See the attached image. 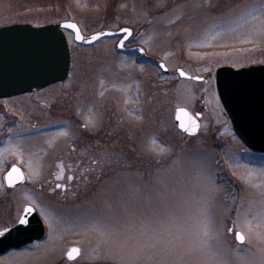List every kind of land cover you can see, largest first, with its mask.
<instances>
[{
	"label": "rangeland",
	"instance_id": "obj_1",
	"mask_svg": "<svg viewBox=\"0 0 264 264\" xmlns=\"http://www.w3.org/2000/svg\"><path fill=\"white\" fill-rule=\"evenodd\" d=\"M261 3L264 0H0V26L70 19L85 36L124 27L133 32L124 48L137 46L146 55L139 63L133 54L119 52L117 37L80 47L66 33L68 80L32 101L20 96L8 102V114L17 118L5 122L11 126L7 132L0 129V231L16 224L30 205L43 221L45 236L0 256V264H128L132 250L122 249L115 237L90 230V222L107 217L123 224L128 211L142 206L135 189L146 194L161 182L178 189L197 185L202 170L215 184L211 215L224 264H242L246 250L258 254L264 244L253 236L251 243L239 245L228 229L238 209L260 210L264 189L245 184L244 178L249 169L264 167V153L247 150L237 139L219 111L210 79H180L176 70L203 78L222 66L264 64L258 22L241 19L249 6ZM158 62L168 74L161 73ZM179 107L202 114L196 137L176 129ZM2 118L0 114V127ZM81 135L86 138L80 140ZM72 148L83 158L76 172L83 173L75 176L80 179L54 180L52 174L69 165ZM12 165L22 170L26 181L7 189L3 174ZM42 208L50 214L51 227ZM71 247L81 250L72 262L65 258ZM133 264L203 261L198 253L162 261L158 254L145 252Z\"/></svg>",
	"mask_w": 264,
	"mask_h": 264
},
{
	"label": "snow or ice",
	"instance_id": "obj_2",
	"mask_svg": "<svg viewBox=\"0 0 264 264\" xmlns=\"http://www.w3.org/2000/svg\"><path fill=\"white\" fill-rule=\"evenodd\" d=\"M244 18L257 21V31L264 35V3L249 6L241 16V19ZM63 27L72 29L76 40L88 44L100 41L104 36H117L119 37L117 47L123 48L124 41L132 36V33L125 28L120 33H100L86 40L75 24H65ZM159 67L164 68V65L161 64ZM180 75L183 76L184 73L181 72ZM101 85L103 86V80ZM100 95H103V92ZM184 115L187 113L185 112ZM181 128L185 132L195 134L198 125L193 122L191 131L183 124ZM63 134L66 135V133ZM254 177L260 182L252 183ZM24 179V174L16 166L11 167L4 177L9 188L23 183ZM244 183L256 189H264V167L258 171L249 169ZM0 187H3V184H0ZM214 190V181L206 170L200 172L197 185H183L181 189H178L168 182H161L159 188L149 190L146 194L137 188L135 192L141 196L142 206L128 211V219L123 224L114 223L110 218L105 217L96 218L88 227L102 235L115 237L119 240L122 249H131L133 256L128 264H133L134 260L145 252L158 254L162 261L169 256L182 259L186 254L198 253L203 264H224L219 236L214 231L211 215ZM260 196L262 197L259 202L260 210L254 212L251 206L243 211L238 209L232 227L228 229L229 234L234 233V239L239 245L251 243L253 236L264 244V191L260 192ZM32 212L31 207L23 209V214L18 216L19 224L27 225L29 223L27 215ZM41 212L45 214L46 219H49L51 227L50 214L43 208ZM4 234V231H0V236ZM80 254L81 250L73 247L68 251L67 258L72 261ZM241 260L242 264H264V248L258 249V254L246 250Z\"/></svg>",
	"mask_w": 264,
	"mask_h": 264
},
{
	"label": "water",
	"instance_id": "obj_3",
	"mask_svg": "<svg viewBox=\"0 0 264 264\" xmlns=\"http://www.w3.org/2000/svg\"><path fill=\"white\" fill-rule=\"evenodd\" d=\"M65 24L75 23L63 22L43 26L16 24L0 27V99L39 90L67 78L70 52L63 32L66 29L63 27ZM120 32L121 30L117 33ZM94 35L82 36L87 40ZM74 40L82 46L90 45L76 40L75 33ZM162 71L168 72L165 67ZM181 72L183 71L177 70L182 79L202 80L184 72L181 76ZM209 77L214 82L220 111L230 121L236 136L251 151L264 153V64L240 69L220 67ZM185 112L187 115H184ZM200 117L199 113L192 115L186 109L178 108L174 121L180 132L194 136L199 129ZM193 122L198 125L195 134L183 131L181 124L191 131ZM10 170L11 168L8 172ZM23 183H18L15 187ZM5 184L7 186L6 181ZM28 207L31 206L27 205L24 209ZM27 219V225L17 222L14 226L2 230L5 234L0 236V255L9 250L21 249L43 238L45 228L34 208L33 212L27 215Z\"/></svg>",
	"mask_w": 264,
	"mask_h": 264
},
{
	"label": "flooded vegetation",
	"instance_id": "obj_4",
	"mask_svg": "<svg viewBox=\"0 0 264 264\" xmlns=\"http://www.w3.org/2000/svg\"><path fill=\"white\" fill-rule=\"evenodd\" d=\"M137 46H130V47H128L126 50L128 51V53H134V52H136V50H137ZM208 79V78H207ZM207 79H205V80H207ZM68 80V78L65 80V81H67ZM64 81V82H65ZM49 87H51V86H49ZM49 87H47V88H44V89H42V90H36V91H32V92H30V93H26V94H23V95H19V96H14V97H10V98H7V99H1L0 100V114L2 115V119L4 120L3 122H2V126L0 127V129H2L3 131H1V132H3V133H5V132H7L8 131V129L11 127L10 126V124H5V122L6 121H8L9 119H16L17 117V115H9L8 114V107H9V105H8V102L9 101H12L13 99H16L17 97H20V96H27V97H29V99L32 101V100H34V98L36 97V95H38V93H40L41 91H45L46 89H49ZM29 100V101H30ZM12 124V123H11ZM82 128H83V125H82ZM66 129V128H65ZM73 129H75V128H73ZM86 137H83V135H81V136H79V139L80 140H83V139H85ZM88 139V138H87ZM79 143V142H78ZM77 156V157H76ZM70 158V161H69V165L68 166H66L65 168L64 167H61L59 170H58V172L57 173H53L52 174V177H53V179L54 180H56V181H63V180H67V181H69V182H72V181H74V180H78V179H80L79 177H75V176H81L82 175V173L80 174V173H76V172H78L79 170H78V168L81 166V165H84V163H83V158L81 157V152H80V150L78 149L77 151H75L74 150V148H72V154L69 156ZM76 157V158H75ZM73 161H75V166H71L70 167V164L73 162ZM71 162V163H70ZM92 163H94V162H92ZM91 163V164H92ZM69 178H71V179H69Z\"/></svg>",
	"mask_w": 264,
	"mask_h": 264
}]
</instances>
